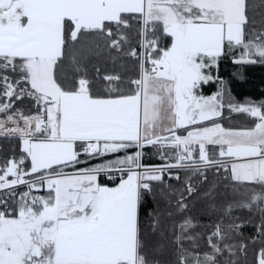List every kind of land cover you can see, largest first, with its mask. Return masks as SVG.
Masks as SVG:
<instances>
[{"label": "snow or ice", "instance_id": "obj_1", "mask_svg": "<svg viewBox=\"0 0 264 264\" xmlns=\"http://www.w3.org/2000/svg\"><path fill=\"white\" fill-rule=\"evenodd\" d=\"M254 66L264 0H0V264H264Z\"/></svg>", "mask_w": 264, "mask_h": 264}, {"label": "trees", "instance_id": "obj_2", "mask_svg": "<svg viewBox=\"0 0 264 264\" xmlns=\"http://www.w3.org/2000/svg\"><path fill=\"white\" fill-rule=\"evenodd\" d=\"M235 71L233 65H223L220 75L225 79L230 78V74ZM233 95L236 100L243 103L245 100L252 99L257 102L264 100V67H249L244 71L243 78L231 81ZM241 119H236L240 124Z\"/></svg>", "mask_w": 264, "mask_h": 264}, {"label": "rangeland", "instance_id": "obj_3", "mask_svg": "<svg viewBox=\"0 0 264 264\" xmlns=\"http://www.w3.org/2000/svg\"><path fill=\"white\" fill-rule=\"evenodd\" d=\"M234 125L236 126H242L244 123H245V120L241 119V122L240 124L239 123H236V119L233 121Z\"/></svg>", "mask_w": 264, "mask_h": 264}]
</instances>
